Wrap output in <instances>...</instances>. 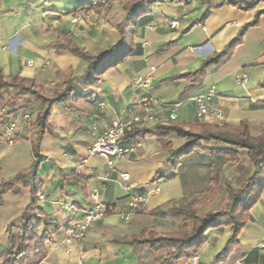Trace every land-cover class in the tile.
I'll list each match as a JSON object with an SVG mask.
<instances>
[{"label": "crops", "instance_id": "1", "mask_svg": "<svg viewBox=\"0 0 264 264\" xmlns=\"http://www.w3.org/2000/svg\"><path fill=\"white\" fill-rule=\"evenodd\" d=\"M95 1L0 0V73L4 77L17 76L32 81L49 96L72 79L76 92L83 95L69 104L71 109L66 110L62 105L52 107L48 117L52 131L45 132L39 142V155L45 158L38 170L39 193L45 199L38 202V206L57 224V228L48 233L46 256L39 264H141L142 258L129 245L131 237L173 230L179 221L167 210L184 198L201 194L208 186L216 188L217 196L200 206L201 213L220 210L222 202L218 201L222 200L225 187L239 189L252 175L253 166L246 150L231 149L213 141L200 142L205 152L182 157L177 167L172 168L171 156L185 142L174 134L164 139L150 136L125 140V145L138 142L140 147L117 160L112 171L107 169L102 157L86 159L92 139L114 119L123 120L136 113L141 98L156 101L150 106L156 121L137 127L147 132H155L156 126L168 124L196 126L204 123L238 128L243 122L247 123L251 137L263 131L264 14L256 24L249 26L257 12L264 8L263 3L250 10H241L222 0H207L204 4L200 0H166L155 5L148 18L136 23L129 55L105 70L98 82L84 87L74 79L85 74L87 62L71 51L80 50L97 58L120 40L116 27L125 15L121 9L124 1L109 2L97 12L86 9L80 22L71 23L78 7H88ZM209 6L208 17L199 22ZM172 21L178 23L177 27H170ZM237 39L230 57L217 66L208 67L200 86L183 95L191 81L180 76L196 72L204 60L221 53ZM242 74L249 77L243 87L236 83ZM148 75L151 83L147 89L133 85L134 76ZM212 87L215 93L206 104L216 115L198 120L190 98ZM171 105L177 106L175 122H167ZM42 108V103H35L15 113L16 135L24 143L36 140L37 130L30 127V121ZM6 119L0 111V165L5 158L4 150H16L15 156L19 152L16 144L13 149H7L3 143ZM47 137L52 138L57 151L42 149ZM215 149L229 153H211ZM29 166L23 172H27ZM18 172L22 171H10L1 176L0 183L9 181ZM123 173L129 175L131 193L147 198V203L140 206L127 223L118 215L124 210L127 199L120 188ZM69 174H72L71 180L64 181L63 176ZM94 189L114 212L91 224L84 239L66 250L62 244L64 230L89 208V194ZM9 195L13 194L2 196L0 207V253L6 244L7 225L18 223L29 202L27 189ZM19 196L24 198L18 202ZM230 234L229 226L206 231L194 257L180 264H211L224 249ZM237 240L238 246L222 264H264V247H259L264 241V190L247 212Z\"/></svg>", "mask_w": 264, "mask_h": 264}, {"label": "trees", "instance_id": "2", "mask_svg": "<svg viewBox=\"0 0 264 264\" xmlns=\"http://www.w3.org/2000/svg\"><path fill=\"white\" fill-rule=\"evenodd\" d=\"M116 1L125 2L121 8L125 15L116 27L120 36L117 44L102 51L97 58H92L80 50L74 49L71 51L72 54L87 62L85 74L74 79L84 87H90L98 82L100 75L105 70L116 66L129 55L131 51L129 43L136 23L148 18L152 7L164 3L166 0H97L90 3L88 7H78L76 11L87 9L97 12L102 8H106L109 2ZM200 1L204 4L207 0ZM222 2L241 10H250L259 3L264 4V0H252L250 3L245 2V0H222ZM210 9L209 6L199 22H203L208 17ZM262 14H264V8L257 12L255 20L249 26L256 24ZM238 41L239 39L235 40L221 53L204 60L196 72L180 76L191 81L189 90L184 92L183 95L200 86L208 67L225 62L230 57ZM82 97L83 95L78 94L74 89L72 79L64 83L63 89L55 91L49 96L43 92L42 88L34 85L32 81L17 76L4 77L0 73V108L7 109L9 116L14 115L19 109L28 105L43 104V108L36 118L30 121V127L37 130V134L36 140L31 143L32 161L27 172H18L9 181L0 183V207L2 206V196L6 193L17 195L21 189H27L29 195V202L23 209L18 223H10L5 229L7 240L4 249L0 253V264H39L46 256L45 245L49 240L48 233L51 229L57 228V224L49 220L38 206L37 194L41 188L38 170L44 161V158L39 155V142L45 132L50 133L52 131L48 124L52 107L62 105L68 110L71 109L70 103L76 102ZM262 128V133L257 137L249 135L248 125L245 122L241 123L238 128L218 127L204 123L196 126L168 124L156 126L154 128L155 132H147L136 128L125 133L124 140L150 136L164 139L170 134L185 139L181 149L175 151L171 156L172 168L177 167L182 157L195 152H205L206 150L200 146L202 141H213L229 146L231 149L246 150L253 166L252 175L239 189H235L230 185L225 187L226 204L223 209L216 212H206L204 215L199 216L200 211L191 208L198 197L206 194L209 190H211L210 195H216V188L211 189L208 186L198 196L184 198L176 206L168 209L171 215L181 219L177 230L163 236L151 233L147 238L143 236L144 234L131 237L129 245L138 255L142 251L156 255L167 250L165 256L156 257L150 263L142 260L141 264H180L189 260L194 257L202 245L206 231L221 226H229L231 234L224 249L214 258L211 264H222L227 260L233 249L238 246L237 238L245 225L247 212L256 203L264 190V123ZM220 152L229 153L217 149L211 151L215 154ZM230 153L232 155V152ZM71 178L72 174L63 176L64 181H70ZM213 181L216 182L217 180L214 178Z\"/></svg>", "mask_w": 264, "mask_h": 264}, {"label": "built area", "instance_id": "3", "mask_svg": "<svg viewBox=\"0 0 264 264\" xmlns=\"http://www.w3.org/2000/svg\"><path fill=\"white\" fill-rule=\"evenodd\" d=\"M97 8V6H95ZM84 11H76L71 18V23L76 24L82 20ZM178 23L172 21L170 23L171 28L177 27ZM148 29L154 30V27H148ZM27 65H31V62H27ZM249 77L247 74H242L237 77L236 83L240 86H245ZM134 86L142 89H147L150 86V76L140 77L134 76L132 79ZM215 93V89L212 87L205 93L194 95L190 100L195 104V116L198 120H205L206 118L214 117L215 112L209 108L206 104ZM156 101L151 98H141L137 102V112L127 117L126 119H114L110 122L108 127L102 131L99 135L95 136L90 142L86 156L95 157L99 156L105 159L106 166L109 171H112L115 167L117 160L123 158L127 154H133L140 147L138 142H131L128 145L124 144V135L126 132L156 121L154 116L151 114L150 106ZM176 105H171L168 108L167 122L176 121ZM6 109H2L1 113L3 116H7L4 122V131L2 134V140L7 149H11L16 141L18 140L17 133V117L15 115H8ZM94 131V127L91 128ZM120 188L127 195L126 205L122 212L118 213L120 219L127 223L129 222L137 209L140 206H144L147 203L145 196L132 194L131 188L128 185L129 175L123 173L120 175ZM45 196L41 193L37 194V201H44ZM90 206L82 212V216L78 220L71 221L67 224L64 230V239L62 241L63 246L66 250L73 243H80L85 236L89 226L95 222L104 219L107 215L114 212L113 208L106 204L97 190L90 191L89 194ZM264 247V241L259 245ZM195 259H193L194 261ZM80 264V263H79Z\"/></svg>", "mask_w": 264, "mask_h": 264}, {"label": "rangeland", "instance_id": "4", "mask_svg": "<svg viewBox=\"0 0 264 264\" xmlns=\"http://www.w3.org/2000/svg\"><path fill=\"white\" fill-rule=\"evenodd\" d=\"M123 3H125V2H123ZM2 109H5V108H0V111ZM51 118L53 119L54 118V115H51ZM51 141H52V138L47 137V139H45L43 141L42 145H41L42 149L48 150L50 152L57 151L53 147V144L51 143ZM15 144L18 146L17 149L19 151L17 156H15L16 155L15 154V151L16 150L14 152L13 151L10 152V151L4 150V152H5L4 157L5 158L2 160V163L0 165V177L1 176L3 177L5 174H8L10 171H12V172L13 171H22L23 172V169H26L29 166V164L31 163V160H32L31 143H27V142L24 143V141H21V139L18 138V140L16 141ZM39 147H40V145H39ZM14 156L16 157V160H15ZM13 158H14V160H13ZM86 159H87V157H86ZM210 191L211 190H209L206 194L202 195L201 197H198V199L193 203V205L191 207V208H193L195 210H199L200 211L198 213L199 216L204 215L206 213V212L205 213H201L200 206H202V205H204L206 203H210L217 196V194L214 195V196L210 195ZM9 196H13V195H9ZM23 198L24 197L19 196L17 198V201L19 202ZM221 198H222V200H219L218 201V203L222 202L221 205H220V207H219L220 210L225 207V204H226V194H224L223 196H221ZM219 199H220V196H219ZM5 200H6V197H5ZM214 212H216V211H214ZM176 219L179 221V223L175 226V228L173 230H171L169 232H165V233H159V234L158 233H155V232H149V233L144 234L143 236L145 238H147V237H149V235L151 233L152 234H156L157 236H163V235H165L167 233H170V232H173V231L177 230V227L180 224L181 219H179L178 217H176ZM45 248H46V245H45ZM166 253H167V250L166 251H162V252H160L159 254H156V255L155 254H149V253H147V251L146 252L145 251H142V252H140V257L142 258V260L144 262L150 263V262L153 261L154 258L159 257V256H165Z\"/></svg>", "mask_w": 264, "mask_h": 264}]
</instances>
